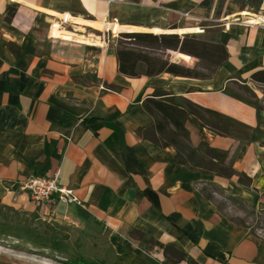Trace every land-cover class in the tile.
<instances>
[{"label": "crops", "instance_id": "crops-1", "mask_svg": "<svg viewBox=\"0 0 264 264\" xmlns=\"http://www.w3.org/2000/svg\"><path fill=\"white\" fill-rule=\"evenodd\" d=\"M203 1L0 0V208L89 222L120 255L157 264H264V239L215 204L225 195L227 210L241 203L264 215V88L250 80L264 70V26L252 20H264V0L247 11L237 0ZM63 15L70 21L51 39ZM85 31L102 32L103 42ZM119 34L192 35L224 44L227 61L201 71L168 51L166 62L197 77H146L141 64L127 77L111 45ZM148 100L183 120L146 110ZM56 170L84 209L35 207L21 190Z\"/></svg>", "mask_w": 264, "mask_h": 264}, {"label": "rangeland", "instance_id": "rangeland-1", "mask_svg": "<svg viewBox=\"0 0 264 264\" xmlns=\"http://www.w3.org/2000/svg\"><path fill=\"white\" fill-rule=\"evenodd\" d=\"M239 2H243V5ZM237 3L242 10L247 11L245 9L248 6L245 0H238ZM86 35L93 37L97 43L100 40L103 42L102 32L85 31L82 33V36ZM119 35L113 39L114 41L112 40V46L127 44V41L119 38ZM186 37L190 38L192 35ZM145 52L163 61L171 56L172 60H177L181 65L190 61L188 64L201 71L209 70V64H212L180 53H171L168 56L166 54L168 51L148 50ZM141 69H144V66ZM165 136L169 139L170 133L166 131ZM178 142L182 145L181 147L187 145L180 136ZM217 202L218 204H215L219 209L223 211L226 209L225 212L220 210L221 215L225 213L238 224L249 228L251 234L264 239L263 214L253 212L251 208L241 203L234 204L235 211H229L227 209L231 203L225 195H222L221 201L217 199ZM110 238L106 230L99 231L89 222L82 227L57 225L28 219L21 213L0 208V264H73V260H87L98 264H132L133 258L129 255L125 257L120 255L121 253L117 251ZM138 257V264H157L145 254H140Z\"/></svg>", "mask_w": 264, "mask_h": 264}, {"label": "trees", "instance_id": "trees-1", "mask_svg": "<svg viewBox=\"0 0 264 264\" xmlns=\"http://www.w3.org/2000/svg\"><path fill=\"white\" fill-rule=\"evenodd\" d=\"M238 1V0H237ZM262 0H250L246 4L253 9H258ZM243 5V2H239ZM204 8L209 7L208 0L201 3ZM13 16L11 10L7 16V21H10ZM119 38L127 41V44H116V56L118 61V71L127 77H137V67L139 64L144 66L146 77H153L162 73L170 74L175 77L182 78H196L193 72L175 64H170L166 61L159 60L158 58L151 57L145 51H172L184 54L192 59H199L210 62L214 65H222L227 61V53L224 44L212 45L198 40L196 37L181 38L177 35H151V34H122ZM181 65V64H180ZM187 68H193L192 65H182ZM250 80L264 88V70L255 72L250 76ZM244 93L248 94L249 90L246 87L240 88ZM148 104L153 105L156 111L162 114L163 119L170 121L183 120L184 113L175 109L172 106L162 104L154 101H145L144 107L149 110ZM175 128L179 129V136L186 139V133L178 121L173 122ZM6 209V208H4ZM11 212L17 213L11 209H6ZM56 241V240H55ZM129 254L123 255V257ZM131 256V255H129ZM132 264H138L139 258L133 257ZM73 264H98L87 260H73ZM101 264V263H99Z\"/></svg>", "mask_w": 264, "mask_h": 264}, {"label": "built area", "instance_id": "built-area-1", "mask_svg": "<svg viewBox=\"0 0 264 264\" xmlns=\"http://www.w3.org/2000/svg\"><path fill=\"white\" fill-rule=\"evenodd\" d=\"M257 25L264 26V20L259 17L252 18ZM70 20L63 15L57 22L50 24L49 37L51 36L53 27L57 26L58 30L63 29V25ZM251 23V22H249ZM104 39V35H103ZM22 191L27 192L29 201L35 206L40 207L43 204L54 202L62 206H77L84 209L83 202L78 198L73 190L64 187L59 182V172L56 170L50 178L30 177L20 184Z\"/></svg>", "mask_w": 264, "mask_h": 264}]
</instances>
